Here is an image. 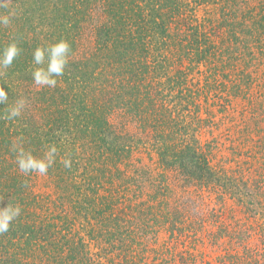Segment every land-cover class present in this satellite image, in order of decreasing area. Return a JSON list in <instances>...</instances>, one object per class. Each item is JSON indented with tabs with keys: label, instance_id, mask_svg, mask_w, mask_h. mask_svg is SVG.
Segmentation results:
<instances>
[{
	"label": "trees",
	"instance_id": "trees-1",
	"mask_svg": "<svg viewBox=\"0 0 264 264\" xmlns=\"http://www.w3.org/2000/svg\"><path fill=\"white\" fill-rule=\"evenodd\" d=\"M252 1L12 0L16 16L0 27V51L15 41L21 52L0 86L9 104L24 98L27 108L16 121L0 119V208H22L0 235V264H145L149 251H168L148 244L160 233L188 239L197 236L201 222L219 223L216 213L205 220L179 199L171 203L177 188L219 189L264 219V202L248 180L217 168L200 140L212 116L208 109L203 116L204 92L191 86L186 65L206 63L216 72L240 58L239 46L264 56V0ZM206 5L220 9L233 29L243 22L246 31L241 36L234 29V43L219 48L211 34L219 24L197 15ZM87 31L93 44L80 57ZM59 39L71 45L69 63L55 88L40 89L31 76L33 50ZM116 111L139 132L114 126L110 116ZM5 112L0 104V116ZM17 140L37 157L57 147L47 174L59 191L54 199L35 193L32 174L18 171L10 150ZM138 148L156 156L154 169L136 160ZM68 157L71 167L65 168L61 161ZM147 186L151 200H139ZM260 228L263 253L253 255L255 264H264V220ZM99 239L107 249L102 243L94 246L102 251L93 248ZM165 261L163 255L156 264ZM232 261L245 264L241 256Z\"/></svg>",
	"mask_w": 264,
	"mask_h": 264
},
{
	"label": "rangeland",
	"instance_id": "rangeland-1",
	"mask_svg": "<svg viewBox=\"0 0 264 264\" xmlns=\"http://www.w3.org/2000/svg\"><path fill=\"white\" fill-rule=\"evenodd\" d=\"M255 1L251 3L255 4ZM197 15L200 21L212 17L215 23L219 24L217 27L212 26L211 31L212 38L219 48L233 39L236 30L240 35L246 31L242 22L234 25L236 30L233 32V25L225 21L220 9L213 5L201 6ZM84 34L86 48H81L77 54L80 57L85 55L93 44L94 36L91 32ZM233 43L229 42V45ZM239 48L240 58L232 59L216 72L206 63L200 64L199 67H196L195 62H186V65L192 68L189 70V76L195 86H191L204 92V95L201 94L203 116L207 117L206 109L212 116L211 121L205 124L201 136L199 135L202 143H208L210 147L212 163L217 168L235 170L240 179L248 180L251 185L248 186L260 195L264 202V56H261L256 48L254 57L250 56L249 48ZM110 120L117 128H123L126 124L130 132H139L136 124L127 119L123 112H114ZM136 151L137 161L151 169L156 167V156L153 153L149 154L145 148H138ZM168 176L175 181L176 178L171 173H168ZM30 185L35 193L47 198L54 199L59 194L48 175L33 173ZM145 189V193L143 191L139 194V200H151L147 192L153 190L150 186ZM168 199L171 203L179 199L181 204L189 205L190 210L204 216L205 220L211 218V213H216L219 223L208 221L203 227L201 222L196 225V230H199L197 236L188 239L169 240L166 234L160 233L156 243L150 241L148 244L161 250L168 247V251L159 256L149 251L145 264H156L163 255L166 261L158 264H182V261L184 264H232V257L236 256H241L245 264H255L256 258L261 257L263 246L259 234L260 223L264 219L260 220V215L246 211L243 204L225 193L222 194L219 189L193 187L187 192L177 188ZM53 208L54 213H61L60 209ZM96 243H102L105 249L108 248V245L99 239L93 242L96 251H102V248L94 247Z\"/></svg>",
	"mask_w": 264,
	"mask_h": 264
},
{
	"label": "clouds",
	"instance_id": "clouds-1",
	"mask_svg": "<svg viewBox=\"0 0 264 264\" xmlns=\"http://www.w3.org/2000/svg\"><path fill=\"white\" fill-rule=\"evenodd\" d=\"M12 0H0V27H7L12 23L16 16V11L11 7ZM71 45L65 39H59L55 42L46 43L37 46L33 50L31 71L33 83L40 89L55 88L58 84V78L65 73L71 54ZM21 48L17 42L12 41L7 47L0 51V78L6 75L14 60L20 55ZM0 104L6 105V112L0 116V119L7 121H16L24 114L27 108V101L24 98H18L9 104L8 92L0 86ZM10 150L14 153L15 164L18 171L22 174L47 175L49 169L56 163L58 149L55 145L47 147L42 157H37L32 152L23 147L21 140L12 142ZM61 163L65 168L71 167V158L62 159ZM22 208L19 204L9 203L6 207L0 208V235L7 233L13 223L21 216Z\"/></svg>",
	"mask_w": 264,
	"mask_h": 264
}]
</instances>
